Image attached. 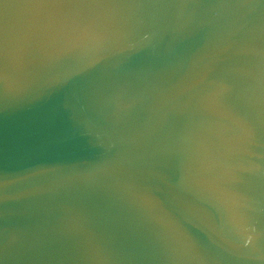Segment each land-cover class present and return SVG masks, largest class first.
<instances>
[{
    "label": "water",
    "instance_id": "obj_1",
    "mask_svg": "<svg viewBox=\"0 0 264 264\" xmlns=\"http://www.w3.org/2000/svg\"><path fill=\"white\" fill-rule=\"evenodd\" d=\"M0 264H264V0H0Z\"/></svg>",
    "mask_w": 264,
    "mask_h": 264
}]
</instances>
